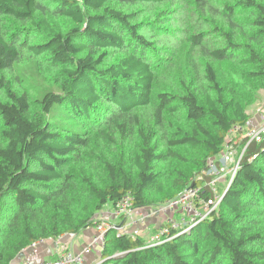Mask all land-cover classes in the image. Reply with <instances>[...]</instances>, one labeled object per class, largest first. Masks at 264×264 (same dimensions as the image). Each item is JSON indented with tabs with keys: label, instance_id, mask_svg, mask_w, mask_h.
I'll use <instances>...</instances> for the list:
<instances>
[{
	"label": "trees",
	"instance_id": "trees-1",
	"mask_svg": "<svg viewBox=\"0 0 264 264\" xmlns=\"http://www.w3.org/2000/svg\"><path fill=\"white\" fill-rule=\"evenodd\" d=\"M171 1L0 0V264L127 193L140 209L206 189L228 130L264 106V0H188L172 28ZM23 58L48 84L38 94ZM222 198L153 246L111 227L96 264H264V140Z\"/></svg>",
	"mask_w": 264,
	"mask_h": 264
},
{
	"label": "built area",
	"instance_id": "built-area-1",
	"mask_svg": "<svg viewBox=\"0 0 264 264\" xmlns=\"http://www.w3.org/2000/svg\"><path fill=\"white\" fill-rule=\"evenodd\" d=\"M240 136L245 137L246 142L240 150L237 146H234V138ZM264 140V108L259 111L257 119L254 124L248 123L247 125H233L226 135V143L224 149L217 156L209 158L207 161V168L204 171V175L208 177L205 183L206 189H202L199 186H190L180 192L177 195L169 199L166 203L162 204L166 210V215L161 220L157 227V232L152 233L147 237L144 246H153L160 244L165 240L172 238V232L178 233V231H188L196 224H199L208 218L212 212H214L222 201V196L234 176L243 152L246 146L250 142L260 143ZM238 141H236L237 143ZM224 188L223 191L220 189ZM133 197L127 193L114 205L109 213L104 214L99 218V222L95 224V233L84 244V246L75 253L70 247L59 243L60 235L57 239H51L59 246L57 255L53 258L43 259L37 264H87L85 262V256L90 254L92 249L96 246L102 247L105 240V233L111 227L119 231L117 224L113 223V219H124L127 216L133 214L136 209L133 208ZM159 207V208H160ZM144 213L138 214V220L135 226L128 234L133 237H141V231L139 226H143L145 223ZM70 236L74 234L67 233ZM42 241H36L31 243L27 247H34ZM26 248L22 249L23 252ZM97 262H91L89 264H96ZM21 264H30L28 260H23Z\"/></svg>",
	"mask_w": 264,
	"mask_h": 264
},
{
	"label": "crops",
	"instance_id": "crops-1",
	"mask_svg": "<svg viewBox=\"0 0 264 264\" xmlns=\"http://www.w3.org/2000/svg\"><path fill=\"white\" fill-rule=\"evenodd\" d=\"M257 119V115L255 117H252L251 121L249 123L254 124ZM106 207V208H105ZM96 214L95 218L99 219L104 214L109 213L112 209V204L108 207L107 205ZM153 207H143L140 209H136L133 214L130 216H127L126 219H113V223L117 224L120 232L128 233L130 232L135 226L138 227V224L136 225L135 222L138 220V214H145V223L143 226H139V230L141 231V237L146 238L150 235V231L153 229H156L158 225L160 224L163 217L166 215V211L163 207L160 208H154V210H151ZM165 212H163V211ZM155 211V212H154ZM95 233V225L91 227L84 228L73 236H70L69 234H65L60 236L59 243L67 245L70 247L75 253L79 251L84 244L90 239V237ZM59 245L56 244L54 240L46 239L42 243H38L34 247H27L23 252L20 251L17 258L11 263V264H21L23 260H28L30 264H37L38 262L42 261L43 259H49L57 255L59 251ZM100 247L96 246L92 249L90 254L85 256V262L87 264L91 262H97L100 257Z\"/></svg>",
	"mask_w": 264,
	"mask_h": 264
},
{
	"label": "rangeland",
	"instance_id": "rangeland-1",
	"mask_svg": "<svg viewBox=\"0 0 264 264\" xmlns=\"http://www.w3.org/2000/svg\"><path fill=\"white\" fill-rule=\"evenodd\" d=\"M187 3H188V0H173V1H171L170 4H166L168 9L166 10L165 14L169 18L168 24H171L170 25L171 28L176 27V26L180 27L181 25L184 24V21H186V20H184V16L187 15V13H184V15L181 13L185 9ZM175 46H176V44L173 43V47H175ZM15 69H17V72L22 74L28 80V82L30 84L34 85L35 90H36L35 91L36 94H38V92H40L41 90H43L44 88H46L48 86V84L42 80V77L38 73L37 68L35 67V64L33 62L27 61L23 58L22 62L20 64H18ZM160 77L161 76H159V78ZM261 104H262V102L260 100V101H258V103L254 104L250 107V111L253 114L252 117H255L256 115L258 116L259 111L262 108H264V106ZM241 138L242 137H240V136H237L234 138V141H235L234 146L239 144L238 142L236 143V141H240ZM192 154L196 155V156L199 155L200 149L195 147V149H193L191 155ZM107 206L109 207L110 203L107 204ZM151 210H154V208H151ZM161 211H163V210H161ZM165 211H163V212H165ZM150 235H152V231H150Z\"/></svg>",
	"mask_w": 264,
	"mask_h": 264
}]
</instances>
